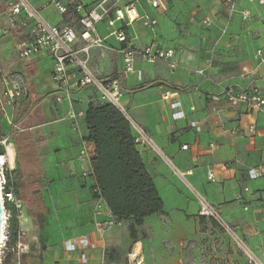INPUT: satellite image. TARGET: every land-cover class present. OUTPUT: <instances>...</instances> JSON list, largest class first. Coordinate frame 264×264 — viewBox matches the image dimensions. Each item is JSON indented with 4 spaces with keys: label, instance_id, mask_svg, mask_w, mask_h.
<instances>
[{
    "label": "crops",
    "instance_id": "1",
    "mask_svg": "<svg viewBox=\"0 0 264 264\" xmlns=\"http://www.w3.org/2000/svg\"><path fill=\"white\" fill-rule=\"evenodd\" d=\"M79 1L85 6L102 2L114 10L135 0ZM34 2L53 24L77 25L81 11L60 13L50 0ZM236 8L238 12L229 11L224 0H169L165 9L153 8L146 0L137 1L143 18L124 28L128 39L136 49L152 42L174 48L179 61L175 69L164 60L151 63L138 55L136 72H124L122 50L127 43L111 35L113 27L108 21L96 24L105 40L103 46L91 50V70L101 77H122L128 114L152 134L176 166L136 145L165 206L164 213L144 219L136 240L130 237L128 222L108 230L98 227L99 222L115 217L106 201H96L92 193L97 180L81 176L83 169L92 167L80 161L79 148L82 138L89 135L85 112L97 90L90 86L76 89L72 100L57 103L50 56L25 61L16 53L27 87L29 83L32 92L43 99L45 122L32 127L41 154L33 166L43 167L38 175L47 210L40 217L49 212L47 188L52 173L58 182L54 195L68 199L74 209V220L63 227L51 248L41 254L33 250L26 253L38 256L40 264H247L235 238L216 221L199 214L198 191L219 208L264 262V176L252 178L248 174V169L264 165V112L247 104L230 108L224 101L212 100L214 94L229 87L243 91L256 84L264 93V0H239ZM243 9L252 15L245 17ZM153 19L155 24H144ZM0 22L2 29L9 24L5 9ZM9 34L16 45L27 35V28L18 27ZM169 92V99H164ZM5 103L0 97V130L12 134L18 109ZM194 122L201 126L200 131L192 126ZM184 145L188 147L184 149ZM9 152L17 167L14 137ZM209 170L216 175L215 181L208 178ZM27 210L25 203L26 219L30 216ZM39 219L32 218L35 224ZM85 234L91 239L90 248L66 250L68 238Z\"/></svg>",
    "mask_w": 264,
    "mask_h": 264
},
{
    "label": "built area",
    "instance_id": "2",
    "mask_svg": "<svg viewBox=\"0 0 264 264\" xmlns=\"http://www.w3.org/2000/svg\"><path fill=\"white\" fill-rule=\"evenodd\" d=\"M137 1L129 4L121 5L114 10L106 8L102 2L95 3L92 6H85L79 0H50L60 13H66L70 9L79 10L80 18L77 25L73 26L65 24L59 26L50 22L42 14L41 8L34 0H7L5 3V11L9 24L4 26L2 33L9 34L18 27L27 28V35L16 43V53L21 60H31L34 57L46 55L50 56L53 62L52 76L56 83L55 99L57 103H63L66 99L72 100L74 90L92 87L97 90V95L93 100L115 104L131 122V127L138 145L149 148L158 155L164 162L170 166H175L172 157H170L150 132H148L142 124L136 122L127 112L126 106L123 104L124 89H122V77L120 75H112L109 77H101L90 68V53L93 47L103 46L104 37L99 35L96 24L99 21L106 20L113 27L111 35H115L116 40L120 43H127L123 47L122 55L124 59V72H136L134 65L136 57L142 55L147 61L153 63L157 60H164L171 68L179 65L177 57H175V49L172 47H161L157 43L145 46L142 49H136L128 39L125 33V27L136 23L143 17L137 9ZM153 8L165 9L169 0H146ZM239 0H224L229 7V11L238 12L236 4ZM245 17H250V10H241ZM2 20V11L0 8V21ZM157 21L153 19L145 20L144 24L152 25ZM206 24L210 25L211 21L206 20ZM119 24V25H117ZM261 54V50L258 51ZM264 60V57H263ZM203 73V69L196 70ZM6 102L9 105L24 100L28 95V87L26 78L18 74L9 75V86L7 88ZM170 92L164 95V99H169ZM212 100L224 101L227 107L236 108L242 104H247L252 110L264 112V93L260 86L253 84L249 89L239 91L234 87L224 89L220 93L212 96ZM194 109V107H192ZM192 126L200 131L201 126L194 122ZM256 131L254 127L251 128ZM93 142L87 138H82L80 142L81 162L91 164L96 150L93 148ZM188 146L184 145V149ZM13 148V137L10 132L4 134L0 130V194L3 205V235L0 243V254L11 247L17 252V263L22 264L23 252H25L27 244L18 241L15 246H9L8 236V219L10 211L6 209V204L12 203L18 211L19 222L22 223L25 216V203L16 195L14 187L9 185V175L17 168L15 161L11 159L10 149ZM91 169H83L82 178L92 176L95 178L93 164ZM248 174L252 178L264 176V165L252 167L248 169ZM208 178L212 181L216 180V175L209 170ZM97 180V179H96ZM92 193L96 201L102 200L97 182L92 187ZM197 198L200 202L201 209L199 214L207 216L216 221L221 229L235 238L237 245L246 256L247 264H264L257 257L256 253L247 246L243 238L236 232L226 219L222 216L219 208L212 205L208 198L196 191ZM124 222L116 218L98 223V227L108 230L114 224H123ZM25 232V231H21ZM92 246L91 239L87 234L81 236H72L65 241L67 251H75L77 249L85 250ZM1 264V262H0Z\"/></svg>",
    "mask_w": 264,
    "mask_h": 264
},
{
    "label": "trees",
    "instance_id": "3",
    "mask_svg": "<svg viewBox=\"0 0 264 264\" xmlns=\"http://www.w3.org/2000/svg\"><path fill=\"white\" fill-rule=\"evenodd\" d=\"M5 1L0 0L1 11L5 9ZM42 100L32 92L28 83L27 97L14 105L18 113L13 121L12 135L18 159L17 168L8 178L9 185L26 203L28 214L36 221L47 211L42 195L43 181L38 175L43 167L33 166L34 161L41 157L32 127L45 122L41 110ZM88 105L85 112L89 134L87 139L94 143L96 149L91 164L97 185L113 216L129 223L130 237L136 240L147 216L165 212L163 197L136 148L131 122L126 114L115 104L96 99ZM6 209L11 212L7 224L8 244L11 247L18 242L21 226L14 205L6 204ZM38 258L26 253L22 257V264H40L41 259L38 261Z\"/></svg>",
    "mask_w": 264,
    "mask_h": 264
},
{
    "label": "rangeland",
    "instance_id": "4",
    "mask_svg": "<svg viewBox=\"0 0 264 264\" xmlns=\"http://www.w3.org/2000/svg\"><path fill=\"white\" fill-rule=\"evenodd\" d=\"M1 26L2 23L0 22V97L6 105L9 75L18 74L25 77L26 74L21 70L16 60V48L13 37L10 34L2 35ZM0 109H2L1 106ZM54 176V173L50 175L47 188L48 193L51 195L48 198V202L46 201L49 212L42 215L37 224H35L30 216L27 219L23 218V223H20V226L23 227H20L18 241L27 244L23 254L26 251L29 252L32 250L37 254H41L51 248L50 244L59 237V233L62 232L63 227L70 224L71 220H74L73 203H70L68 199L54 195V185L58 184ZM15 245L13 244V246ZM17 258V252L12 247L9 250H5L3 254H0L1 264H16Z\"/></svg>",
    "mask_w": 264,
    "mask_h": 264
},
{
    "label": "water",
    "instance_id": "5",
    "mask_svg": "<svg viewBox=\"0 0 264 264\" xmlns=\"http://www.w3.org/2000/svg\"><path fill=\"white\" fill-rule=\"evenodd\" d=\"M3 205H2V197L0 194V243H1V239H2V235H3Z\"/></svg>",
    "mask_w": 264,
    "mask_h": 264
}]
</instances>
